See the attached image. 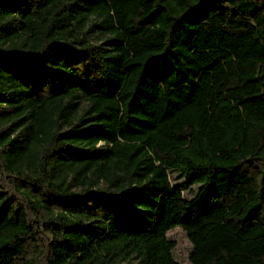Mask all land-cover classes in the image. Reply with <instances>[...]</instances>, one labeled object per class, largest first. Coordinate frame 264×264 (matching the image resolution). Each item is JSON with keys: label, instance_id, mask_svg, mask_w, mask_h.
I'll list each match as a JSON object with an SVG mask.
<instances>
[{"label": "trees", "instance_id": "1", "mask_svg": "<svg viewBox=\"0 0 264 264\" xmlns=\"http://www.w3.org/2000/svg\"><path fill=\"white\" fill-rule=\"evenodd\" d=\"M175 227L264 264V0H0V264H181Z\"/></svg>", "mask_w": 264, "mask_h": 264}, {"label": "rangeland", "instance_id": "2", "mask_svg": "<svg viewBox=\"0 0 264 264\" xmlns=\"http://www.w3.org/2000/svg\"><path fill=\"white\" fill-rule=\"evenodd\" d=\"M185 195L188 194V190H185ZM169 237L176 243L174 249V255L181 264H190L189 254L191 251V243L186 233L180 227L171 229L168 233Z\"/></svg>", "mask_w": 264, "mask_h": 264}]
</instances>
